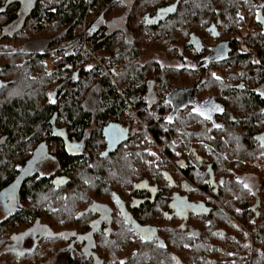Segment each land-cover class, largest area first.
I'll return each instance as SVG.
<instances>
[{"label":"flooded vegetation","instance_id":"obj_1","mask_svg":"<svg viewBox=\"0 0 264 264\" xmlns=\"http://www.w3.org/2000/svg\"><path fill=\"white\" fill-rule=\"evenodd\" d=\"M249 1L245 8L249 13L242 9L238 23L211 21L207 35L190 33L182 44L187 54H179L177 49L167 59L174 67L157 60L143 63L146 53L141 54L138 67H150L156 76L150 79L146 75L141 82L145 88L137 91L135 107L127 89L117 87L116 78L123 75L121 81L126 80V69L114 66V84L124 101L122 107H126L118 118L109 117L75 135L69 126L59 125L55 113L48 126L35 130L22 154L16 150L13 173L0 185V264H264V174L260 164L264 148L256 139L264 130L259 131L260 120L254 123L255 150H248L244 125L254 115L264 117V104L248 110L240 101L244 97L240 93H249L264 102V0ZM14 6L18 16L6 24L7 36L22 26L23 6ZM163 12L146 14L143 19L148 25L161 24L167 21L168 14ZM211 26L216 28L210 31ZM53 47L58 58L70 54L77 59L78 68L69 65L68 69H75L66 73L62 82L68 80L63 84L76 73L80 77L83 40L68 43L64 33L52 40L48 48ZM152 52L169 56L162 49ZM159 68L187 73L189 79L169 92L161 90ZM19 70L21 74L23 68ZM6 71L0 65V90L9 87L2 79ZM138 73L145 75L142 69ZM189 87H195L194 98L183 95ZM172 92H176L173 104L167 101ZM201 105L215 106L211 119L193 112ZM159 111L171 124L163 129L168 140L164 139L162 150L159 154L154 151L159 171L151 176L144 165H135L133 160L143 152V132L150 133L156 146L142 118L159 116ZM186 116L189 124L183 119ZM108 122L128 129L129 140L102 157L107 147L103 130ZM96 131L104 145L98 158L91 149ZM6 141L7 137L0 138L1 151ZM150 143L147 147L152 150ZM63 154L81 163H94L89 170L103 172L102 184L88 180L94 175L85 174L87 171L74 175L75 161L64 164ZM38 184L48 187L37 191ZM29 185L31 193H27ZM202 228L208 230L207 235H201ZM145 236L148 238H142Z\"/></svg>","mask_w":264,"mask_h":264},{"label":"trees","instance_id":"obj_2","mask_svg":"<svg viewBox=\"0 0 264 264\" xmlns=\"http://www.w3.org/2000/svg\"><path fill=\"white\" fill-rule=\"evenodd\" d=\"M130 1L131 0H102L103 5L100 7L101 11L97 13H100V16L94 19L93 23L90 25V27L94 26L93 29L95 32H91L89 39L92 42L91 45L96 48L95 50L103 48L105 52L109 51L108 54H112V56L117 55V61L115 60V62L124 64V66L126 65V92L129 93L130 100L134 99V104H132L134 107L137 104L135 100H138L135 97L137 91H142L145 88L144 84L140 85L141 82H145L144 79L146 75L147 78L150 79L156 76L152 74L150 67H138L137 61L139 60V56L144 54L141 50L145 49V51L149 50L152 52L162 49L164 51L167 42L173 39V37L170 36L171 31L168 28L174 25L173 22L180 18V14L183 15L182 19L192 20L193 30L195 31L190 33L195 36L207 35L206 26L211 21L217 22L220 20L221 25L230 21H236V23H238L237 14L240 13L242 9L248 14L249 12L245 8H249L250 6L249 0H180L178 5H176L177 0H133L134 2L129 4ZM6 2V0H0V17H5V21L0 22V62L7 63L2 64L4 70H7L6 74L2 76V79H4L5 83H8L9 86L6 90H0V138L3 139L7 137L6 145L3 146L4 148L2 151L0 150V185L5 183L13 173L11 161L12 159H16V150H19L22 154L24 148L27 146V140H29L32 134L36 133L38 129L48 126L55 113H58L59 125L69 126L70 132L76 135L81 133L82 129L92 127L96 124H102V122L109 117L112 119L118 118L119 114L126 109V107H122L124 101H122L121 96L117 92L112 72H110L111 76H109L106 72L102 71L105 75L100 76L99 74H101V72L97 70H95L94 74L82 69L80 77H77L79 75L76 73L69 79L67 84H63L68 80L62 82L66 77V73H70L75 67L78 68L77 59H72L70 54L60 56L59 61L62 63L54 66L52 69H50L49 63H46L45 55H38L36 53L31 54L29 59L15 62L14 64V61L8 63V60H6L8 57H6L5 50L10 47L9 45L14 44L15 41L22 42L24 33L30 22H33L35 27L38 26L35 31L43 30L44 24L47 22H56L58 25L66 27L65 37L67 40L74 39L76 37L74 33L75 30L82 26L86 13H89L88 10L91 9L90 6L93 3L89 5L86 0H59L60 4H50L47 0H37L34 10L25 21H22V26L14 32L12 36H7L4 33V28L7 26L6 24L8 22L18 16V13L14 6L15 4L9 6L3 12ZM175 5L176 12L172 14V7ZM99 9L97 8V10ZM109 10L115 11L116 15L112 18H108L107 13ZM156 11H164L163 13L168 14L166 17L167 21L161 24L158 22L155 25L146 24L143 19L144 15H153ZM122 22L123 24L120 26ZM165 27H167V29H165ZM74 28L76 29L74 30ZM173 41L176 42L175 36ZM4 43H7V45H4ZM16 49L20 51L10 52V57L15 55L18 57L26 53V45ZM111 50L112 52H110ZM81 59L83 60V58ZM65 61L68 62L67 65H65ZM20 64L21 66L18 67ZM70 64H73L75 67L68 69ZM108 66L110 67L112 65L110 64ZM148 66L156 65L150 64ZM123 67L120 66V68L124 69ZM19 68H23L21 74V69L19 70ZM141 69L145 74L143 76L138 73ZM172 72L171 69L159 68L157 70V80L160 82L159 87L161 90L168 91V80L170 79L166 75H170L171 73L175 74L176 71L172 69ZM83 76L84 79L85 76H90V78L95 77L90 81L89 78H87L86 83L88 85H83ZM121 76L120 80L123 79ZM116 79L117 81L119 80L118 77ZM94 80H96L97 83L93 82ZM147 81H149V79H147ZM21 83H29L30 85L26 92L22 94L17 90L19 86H21ZM69 85V94L63 99L62 97L59 98L61 99L59 103L51 99V95L57 87L60 88L65 86L66 91ZM52 86L53 90L51 89ZM96 86L102 91L95 95L96 99L93 106H96L94 110L97 111V114H94V110L91 109L92 107H89V103H86L85 95L94 92L90 89ZM240 95L244 96L240 101L243 107L248 110L259 109V105L264 104L263 100L253 94L240 93ZM113 98L115 99L113 100ZM88 99L87 97V100ZM159 113L160 121H165L163 126L171 124V122L167 121V117L162 120V118H164L162 111H159ZM254 116L255 117H252L253 121L251 123L244 124L246 126L245 145L248 150L252 151L255 150L252 145L253 134L257 129L254 123L264 119L262 116ZM142 119L144 120L142 122L149 128V131L156 141V148L158 145H162L164 139L168 140V138H165L163 133L164 127L161 124L148 121L147 116ZM134 120L137 121V118L134 117ZM185 123L189 124L188 121H185ZM100 136L101 134L96 131L91 145V149L95 151L97 158L99 152L104 148ZM154 150L158 153L155 148ZM5 156H8V158H5ZM147 156H150V158L154 160L156 154L141 152V154L133 160L134 164L138 165L139 163L141 166L144 165L151 176L156 175L159 171V166L156 164L157 161L154 160L152 162L149 160L150 162H146L144 157ZM62 158L66 165H70L75 161L72 171L75 173L74 175L79 171L76 167H84L85 171H87L84 172L85 174L91 175L92 177L93 173L94 177H92V179L95 180L96 185H98V183L100 185L102 184L104 180L103 172L100 174L89 170L90 167L95 166L94 163H89L87 160L81 163L77 159H72L65 154L62 155ZM260 164L262 165V172L264 174V161L260 162ZM137 176L138 174L135 175V177ZM46 187H48L47 184H38L37 191L45 189ZM28 192H32L30 185L27 186V193ZM207 233L208 230L202 228L201 235H207Z\"/></svg>","mask_w":264,"mask_h":264},{"label":"rangeland","instance_id":"obj_3","mask_svg":"<svg viewBox=\"0 0 264 264\" xmlns=\"http://www.w3.org/2000/svg\"><path fill=\"white\" fill-rule=\"evenodd\" d=\"M47 1H49L50 4H52V3L60 4L59 0H47ZM86 1L88 2L89 5H91L93 3L90 6L91 9L88 10L89 13L88 12L86 13V16H85L86 20L84 18L82 26L78 29L74 28V30L76 29L74 32L76 37L74 39H69L68 43H71L72 42L71 40L74 41L77 38L83 40V55H82L83 60L81 59V65L80 66H82V69H84L85 71H90L92 73H94L95 70H97V71L101 72V74H99L100 76L101 75L104 76L105 74L103 72H105V71L101 67L102 65L107 67L108 65L111 64L112 66H110V67H112V69H114V66H116V70H117L118 68H120V66L123 67L124 64H120V63L118 64L117 62H115V60L117 61V55L112 56V54H108L109 51L105 52L103 48H99L98 50H95L96 48L91 45L92 42L89 39V35L91 34V32L93 33L95 31L93 29L94 26L90 27V25L93 23L94 19H96L97 17L100 16L99 15L100 13L99 14H97V13L101 11L100 7H102L103 3H102V0H86ZM133 2L134 1L131 0L129 4H132ZM128 7H129V5H128ZM97 8L98 9L100 8V9L97 10ZM114 15H116L115 11L109 10L107 13L108 18H112ZM182 17H183V15L180 14V18L177 19L175 22H173L174 23L173 26L168 28L171 31L170 36L173 37V39H171L169 42H167V44L165 45V48H164V52H166V55H169L168 58L163 57V54H160L159 52L153 53V52H150L149 50L145 51V49H142L141 52H143V53L149 52V53L144 54V56H142L141 59H142L143 63L148 62L150 60L151 61L157 60L162 65L164 64L167 67H169V66L174 67L175 66L174 63H172L170 60H167V59H171L173 56H175L177 49H178L179 54H181V53L187 54L185 52V50L182 49V46L184 44H186V42L188 40L189 33L193 32L195 30H193L194 28H193L192 20L191 19H182ZM1 21H5V17H0V22ZM122 24H123V22L120 24V26ZM37 27H35L33 22H30L27 26L26 32L24 33V37H23L22 42L21 41H15L14 44L11 43L12 45H9L10 47H8L7 50H5L6 55H7L6 57H8L6 59V60H8L7 61L8 63H11L12 61H14L13 62V64H14L15 62H21V61H25V60L29 59L30 55H31L29 51L36 52V54H38V55H43V56L45 55L46 63H49L50 69H51L52 65L55 66L59 62L58 54L55 55V49L56 48L55 47L48 48V46L52 42V40H54L57 37L60 38L62 35H64L65 30H67L66 27L60 26L56 22H51V23L47 22L44 24L43 30L35 31V30H37ZM165 29H167V27H165ZM29 33H30V35H29L30 37L28 36ZM174 36L176 38V42L173 41ZM63 43H66V41H64ZM5 44L7 45V43H4V45ZM57 44H61V43L58 42ZM177 44L179 45V48H178V46H176ZM25 45H26V51L28 50V52H26V53H24L18 57H17V55L11 56V57L9 56L10 52H12V51L18 52L20 50L19 49L17 50L16 48H19L20 46H25ZM179 51H181V53ZM110 52H112V50ZM186 56H190V55H186ZM6 57H4V58H6ZM1 62H0V65L7 64L6 62H4V63H1ZM50 62H52V65ZM125 66L123 67L124 69H125ZM235 71H240V70H235ZM119 72H120V70H119ZM171 72H172V69H171ZM172 73L170 75H166L170 79V80H168V92H169V90L170 91L173 90L175 88V86H180L181 83L187 82L186 78H188L187 73H185L184 75L178 74L176 72H175V74H172ZM94 77L90 78V76H88V77L85 76V79H84V76H83L82 84L88 85L86 83L87 78H89V81H90V80H93ZM191 80H193V79H191ZM118 81L116 79L118 89L124 91L126 89V83H125L126 80H124V81L118 80ZM93 82L97 83L96 80H94ZM29 86H30L29 83H21V86H19V88L17 90L22 94V93L26 92V90ZM53 86L51 87L52 90H53ZM90 90H92L94 92H91L90 94H86L85 99L87 101L86 103L87 104L89 103V107H92L91 109L94 110L96 107V106H93V103H95V99H96L95 95H97V93L102 91V90L97 88V86L94 87L93 89H90ZM158 93L161 97L164 96L163 91H160V92L158 91ZM11 94H12V92H11ZM86 96L89 98L88 100H87ZM93 113L97 114V111L94 110ZM147 118H148V121H153V123H157V124L159 123L162 126H163V123L165 122V121H163V122L160 121V118L157 114L156 115H148ZM165 118L166 117L162 118V120H164ZM183 119L186 122L188 121L190 123L189 117L186 116V117H183ZM163 127L165 128L166 126L164 125ZM263 130H264V119L260 121L259 131H263ZM143 133H144V136H143V138H141V140L144 141L143 152H145L144 150H149L148 152L154 153L155 150H153V148H155L158 152L157 154H159L160 149L156 148L152 139L149 138L150 133H148V132H143ZM148 143H150L152 145V147H153L152 150H151V147L148 149V147H147ZM124 148H126V147L124 146L123 150H124ZM154 154H156V153H154ZM152 159L150 158V156L144 157V160H146V162H150L149 160H151L153 162L154 160H152ZM79 171H85V168L83 167ZM88 180H92V178H89ZM0 218H1V214H0ZM228 242L229 241H227L226 243H228ZM250 247H251L250 249H252V242L251 241H250ZM115 251H120V256L123 254V251H121L119 249H115ZM256 256H258V254H256Z\"/></svg>","mask_w":264,"mask_h":264},{"label":"water","instance_id":"obj_4","mask_svg":"<svg viewBox=\"0 0 264 264\" xmlns=\"http://www.w3.org/2000/svg\"><path fill=\"white\" fill-rule=\"evenodd\" d=\"M180 0H177L176 5H178ZM37 0H7L3 12L8 8L9 6L17 3H21L23 6V16H22V21H25V19L30 15V13L34 10L35 3ZM176 5L172 7V14H174ZM216 27L211 26V30L213 31ZM194 89L195 87H189L187 89H184L183 95L186 97L187 95L189 97L194 98ZM65 91V86H62L58 89H56L52 95L51 99L56 100L62 97V94ZM177 92V91H176ZM176 92H172L171 94L168 95L167 101L171 104L175 103L174 97L176 95ZM167 102V103H168ZM176 112L172 113L170 117H174ZM54 124V123H53ZM103 136L107 140V147L106 150L103 152L102 157H106L114 152H116L119 148V146L129 140V130L124 128L121 124L119 123H112L108 122L106 127L103 130ZM260 137H264V133L259 134L256 136V139L261 143Z\"/></svg>","mask_w":264,"mask_h":264},{"label":"snow or ice","instance_id":"obj_5","mask_svg":"<svg viewBox=\"0 0 264 264\" xmlns=\"http://www.w3.org/2000/svg\"><path fill=\"white\" fill-rule=\"evenodd\" d=\"M167 11V10H164ZM217 79H219L217 77ZM261 95H264V93H261ZM54 102V101H53ZM215 110V106H209V105H201L200 107H194L193 112L197 113L198 115L202 116L204 119H211L210 112ZM216 127H220L219 125H215ZM261 141V147L264 148V137L259 138ZM237 183H242L239 179L237 180ZM245 188H248L247 184L243 185ZM131 230V229H130ZM146 232L148 230H145ZM144 239H147L148 237H142ZM121 264H123V261H121Z\"/></svg>","mask_w":264,"mask_h":264},{"label":"built area","instance_id":"obj_6","mask_svg":"<svg viewBox=\"0 0 264 264\" xmlns=\"http://www.w3.org/2000/svg\"><path fill=\"white\" fill-rule=\"evenodd\" d=\"M85 20H86V17H85ZM102 68L104 69V71H105L109 76H111L110 72H112V67H109V66L106 67V66H103V65H102ZM119 93L122 94L121 91H119ZM158 147L160 148V150H162V147H161V146L158 145Z\"/></svg>","mask_w":264,"mask_h":264}]
</instances>
